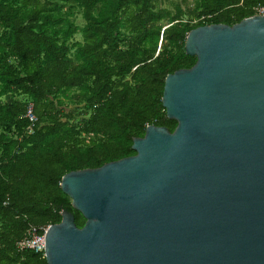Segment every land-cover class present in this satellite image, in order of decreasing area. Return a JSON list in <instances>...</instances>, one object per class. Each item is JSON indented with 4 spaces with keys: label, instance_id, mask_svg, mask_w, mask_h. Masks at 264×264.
<instances>
[{
    "label": "water",
    "instance_id": "obj_1",
    "mask_svg": "<svg viewBox=\"0 0 264 264\" xmlns=\"http://www.w3.org/2000/svg\"><path fill=\"white\" fill-rule=\"evenodd\" d=\"M183 47L195 61L161 95L175 127L60 177L84 222L60 211L46 264H264V15L196 26Z\"/></svg>",
    "mask_w": 264,
    "mask_h": 264
},
{
    "label": "trees",
    "instance_id": "obj_2",
    "mask_svg": "<svg viewBox=\"0 0 264 264\" xmlns=\"http://www.w3.org/2000/svg\"><path fill=\"white\" fill-rule=\"evenodd\" d=\"M193 1L169 11L157 0H0V264H46L42 251L17 243L29 226L59 222L62 209L82 226L59 187L64 173L133 155L147 125L173 130L163 80L194 63L183 47L190 29L264 8Z\"/></svg>",
    "mask_w": 264,
    "mask_h": 264
},
{
    "label": "built area",
    "instance_id": "obj_3",
    "mask_svg": "<svg viewBox=\"0 0 264 264\" xmlns=\"http://www.w3.org/2000/svg\"><path fill=\"white\" fill-rule=\"evenodd\" d=\"M255 14L264 15V8L258 6L255 8ZM25 116L28 119V131L31 130L32 126L34 125L36 118L31 112V105H28L25 111ZM48 225L45 226H29L26 232V235L23 239H21L17 246L18 248H29L33 251H42L44 248V234L47 229Z\"/></svg>",
    "mask_w": 264,
    "mask_h": 264
},
{
    "label": "rangeland",
    "instance_id": "obj_4",
    "mask_svg": "<svg viewBox=\"0 0 264 264\" xmlns=\"http://www.w3.org/2000/svg\"><path fill=\"white\" fill-rule=\"evenodd\" d=\"M193 2H194L193 0H157L159 7L165 8L169 11L173 10L175 3H180V5L183 7V9L186 10L187 8H189L193 5ZM71 19H73V21L76 25L80 26L82 24V19H81L79 13L74 14V16ZM72 39L73 40H80L81 38H80L79 34L75 33L72 36ZM73 108H74V106L70 105L68 109H73Z\"/></svg>",
    "mask_w": 264,
    "mask_h": 264
}]
</instances>
